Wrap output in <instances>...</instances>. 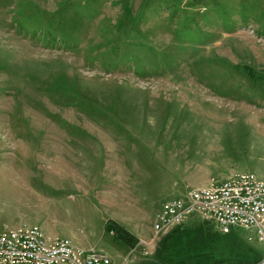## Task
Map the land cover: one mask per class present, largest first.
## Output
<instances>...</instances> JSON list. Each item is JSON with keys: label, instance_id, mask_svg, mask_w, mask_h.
Returning a JSON list of instances; mask_svg holds the SVG:
<instances>
[{"label": "rangeland", "instance_id": "1", "mask_svg": "<svg viewBox=\"0 0 264 264\" xmlns=\"http://www.w3.org/2000/svg\"><path fill=\"white\" fill-rule=\"evenodd\" d=\"M116 150L145 199L117 222L144 241L156 208L189 187L264 179V0H0V227L45 222L115 262L134 249L155 264L160 237L145 253L104 229L120 209L99 207L114 186L97 157ZM165 254L233 264L263 257L264 241L232 228L214 248Z\"/></svg>", "mask_w": 264, "mask_h": 264}, {"label": "built area", "instance_id": "2", "mask_svg": "<svg viewBox=\"0 0 264 264\" xmlns=\"http://www.w3.org/2000/svg\"><path fill=\"white\" fill-rule=\"evenodd\" d=\"M193 214L219 232L242 228L264 241V179L239 172L223 181L189 187L162 203L152 222V239L140 241L145 253L155 240ZM0 264H138L134 249L114 261L101 249L84 248L69 238L46 235L36 223L0 227ZM256 264H264V256Z\"/></svg>", "mask_w": 264, "mask_h": 264}, {"label": "crops", "instance_id": "3", "mask_svg": "<svg viewBox=\"0 0 264 264\" xmlns=\"http://www.w3.org/2000/svg\"><path fill=\"white\" fill-rule=\"evenodd\" d=\"M120 149H122V148H120ZM117 151L118 150L113 151L114 153H112L110 157L107 156L106 159H105V155L103 157L102 152H101L100 157L97 155V153H96V155H89V156H92L94 158L96 156H98L97 158L102 160L101 175H105L108 180L105 179L101 183L107 182L106 186H108V187L111 185L114 186V188H112V192H114V195L113 196H106V195L101 196L99 198L100 200H99L98 204H99L100 208L105 209L106 211H107V209L111 210L112 208L120 209V211H116V212H114V214L112 211H108V213L104 212L105 213L104 216H108V215L112 214V216L109 218L117 221V219H119V218H116V217H123V214H126V216L130 214L134 217L133 219H131L132 222H134V221H136L135 217H137V215L139 213V209H143L142 201L145 200L144 198L141 200L139 199L140 195L138 192L139 185L143 184V183L139 182L138 175L142 174V173H141V171L135 169L134 162L130 160L129 155H124L123 153L117 152ZM87 156L85 154L82 157V159L91 158V157H87ZM68 195L69 194H67V196ZM55 202H57V201H54V203ZM62 202L64 203V201H62ZM54 203L51 201V203H48L47 205H51ZM80 206L81 205H79V207ZM85 208H86L85 203H83V213L86 212ZM31 209H33V208H31ZM158 209L156 208V210L152 216L153 220H154V215L158 211ZM36 210H40V211H38L39 214H44L43 205L40 209L36 208ZM123 210H125V211H123ZM105 220H106V218H105ZM121 222H124V221L122 220ZM38 224L42 228L43 232L46 235L58 236V235H56L57 233L53 234V231L52 230L50 231L51 227L48 226L45 222H44V224L43 223H38ZM11 227H15V226H11ZM58 237H60V236H58ZM138 239H140V241H144L147 238L138 237ZM76 244L80 246V244H78L77 242H76ZM87 248H93V247H87Z\"/></svg>", "mask_w": 264, "mask_h": 264}, {"label": "trees", "instance_id": "4", "mask_svg": "<svg viewBox=\"0 0 264 264\" xmlns=\"http://www.w3.org/2000/svg\"><path fill=\"white\" fill-rule=\"evenodd\" d=\"M250 73L251 78L260 79V77L254 73V71H251ZM183 223L184 222L173 227L168 233L160 236L156 244V250L154 252L156 258L155 264H176L171 258H166L165 251L170 247L181 246L186 251V253L189 254L202 252L208 249L209 247L214 248L216 240L219 236V231L212 224H210L208 221L202 220L192 228L180 229L182 228ZM104 229L109 233L112 232V236H114V238L123 241L129 247H134L139 243V239L117 221L109 219L108 221H106ZM253 259L254 261H252ZM253 259H243L237 261L236 263L256 264L261 259V256H254ZM188 264L201 263L188 262Z\"/></svg>", "mask_w": 264, "mask_h": 264}, {"label": "bare ground", "instance_id": "5", "mask_svg": "<svg viewBox=\"0 0 264 264\" xmlns=\"http://www.w3.org/2000/svg\"><path fill=\"white\" fill-rule=\"evenodd\" d=\"M168 232H169V231H168ZM168 232H167V233H168ZM165 234H166V233H165Z\"/></svg>", "mask_w": 264, "mask_h": 264}]
</instances>
